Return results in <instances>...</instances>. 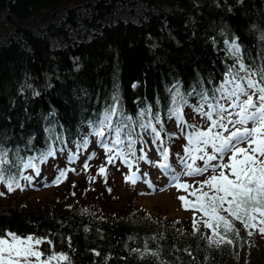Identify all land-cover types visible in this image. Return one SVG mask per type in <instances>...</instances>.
<instances>
[{
	"label": "trees",
	"instance_id": "trees-1",
	"mask_svg": "<svg viewBox=\"0 0 264 264\" xmlns=\"http://www.w3.org/2000/svg\"><path fill=\"white\" fill-rule=\"evenodd\" d=\"M233 39L247 68L264 67V0H0V148L14 162L7 176L19 182L30 158L37 166L48 152L86 149L113 104L130 118L133 139H145L140 125L151 122L173 152V96L179 90L183 119L202 129L207 119L194 108L204 92L215 103L235 68L225 46ZM92 209L12 200L0 204V229L41 239L42 259L68 257L59 264H264L258 222L245 229L221 212L239 235L218 247L207 239H218L205 226L210 217L191 229L131 208L118 216Z\"/></svg>",
	"mask_w": 264,
	"mask_h": 264
},
{
	"label": "snow or ice",
	"instance_id": "snow-or-ice-1",
	"mask_svg": "<svg viewBox=\"0 0 264 264\" xmlns=\"http://www.w3.org/2000/svg\"><path fill=\"white\" fill-rule=\"evenodd\" d=\"M229 48L231 54L237 57L238 70L229 68L225 73L223 82L219 88L215 89L219 96L214 94L212 97L215 103L210 102L207 93L204 92L201 94L200 107L194 108L210 122L208 127L201 129L186 124L179 105L186 104L187 101L181 96L179 90L173 96V107L169 110V116L175 118L178 126L182 129L184 127L192 129L186 134L185 155L179 158L180 164L187 169L185 175L193 176L208 171L209 168L213 172L219 169V175H211L207 180L201 182V189L207 185L212 190L211 194L201 190V194L196 197V201L192 205L213 221V223L205 221V226L212 229L213 235L218 236V239L213 240L212 237L207 239L218 247L222 243H233L231 239L227 238L230 232L239 235L233 224L226 216L221 215V212H226L234 220L240 221L245 229L256 228L257 222L259 225H264V67L257 71L250 70L239 58V45L233 41ZM250 91L252 94H249ZM113 99L115 100L117 97L114 96ZM205 104H207V111L204 108ZM140 115L141 117L144 115L143 111ZM113 117H118V119L113 121ZM128 119L130 118L122 117L118 107L113 104L105 109L99 123L93 125V134L100 137L99 143L108 153L107 160L110 163L118 156L131 168L128 155H136L134 145L137 141L133 139L134 129H129L127 126ZM155 119L159 124V116H156ZM140 128L150 129L153 143L160 141V145L163 144L160 139L162 127L158 131L149 122L141 124ZM125 144L128 153L121 150ZM241 144H246L247 147H241ZM84 145H87L86 140ZM160 145L157 146V150L162 159L156 162V166L168 174L173 171L169 163V149ZM140 151L143 152V148ZM229 153L231 155H228ZM47 155L51 156L53 153L48 152ZM7 156L8 152L0 148V183H6L8 191H13V184L17 188L20 187V184L14 176H7L8 166L14 163L9 161ZM225 156L229 163H211L217 160L223 161ZM146 158L145 155L139 157L140 160ZM189 159L192 163L188 162ZM197 160L203 161V167L194 166ZM23 166L24 168H34L39 174V169L31 162V158L24 162ZM224 169H230V173L226 175ZM99 171L104 173L105 168L101 167ZM64 175L65 173L61 171L60 176ZM22 179L31 181L32 177L22 176ZM125 179H131L135 183V173L132 177L126 176ZM54 182L58 183L59 177ZM178 187L187 188L188 185L178 184ZM178 199L184 201L187 207L188 202L184 196H180ZM221 225L223 226V235L217 231ZM193 228H196L195 219ZM258 231L264 234V226L259 227ZM248 234L251 236L252 232L250 231ZM6 237H10V240ZM42 242L41 239L32 235L22 237L11 231L5 234L4 230L0 229V264H32L31 257H35L39 264H47V261L40 260L43 253L34 250L33 247L34 244L39 245ZM47 243L51 244L52 242L49 240ZM152 255H156V253H152ZM56 258V256H49L48 260ZM58 259L67 261L68 257L61 253Z\"/></svg>",
	"mask_w": 264,
	"mask_h": 264
},
{
	"label": "rangeland",
	"instance_id": "rangeland-1",
	"mask_svg": "<svg viewBox=\"0 0 264 264\" xmlns=\"http://www.w3.org/2000/svg\"><path fill=\"white\" fill-rule=\"evenodd\" d=\"M233 41L238 44L235 39L225 42L229 51V45ZM235 58L237 60V57ZM239 58L241 59V49ZM235 68H239L237 62ZM249 94H252L251 91ZM209 123L208 120L203 121L202 129H206ZM173 130L177 131L180 136L173 152L165 144L160 145V141L153 143L150 129L145 130L146 140L142 137L135 138L137 141L134 145L136 155L133 157L128 155L131 168L118 156L110 163L107 160L108 153L99 143L100 137L98 136L94 137L86 149L78 152H55L37 166L31 160L39 169V174L34 168L23 167L22 176H30L32 179L29 181L21 178L20 187H13V191H8L7 185L0 183V204L15 200L39 208L51 205L60 211L85 210L86 207L91 206L92 210L99 212L100 215L115 216L123 214L126 208H131L146 213L160 224L174 221L194 229V219L197 227L202 217H208L198 208L192 206L196 197L200 195L201 182L207 180L211 175H219V169L213 172L209 168L208 171L193 176L185 175L187 169L180 164L179 158L185 155L186 134L192 129L188 127L182 129L175 121ZM158 145L169 149V163L173 171L168 174L156 166V162L162 159L157 150ZM240 146L247 147L246 144ZM141 148H143V152L140 151ZM121 150L128 153L127 145L125 144ZM141 155H145L147 158L140 160ZM188 162L192 163L191 159ZM211 163L227 164L229 160L225 156L223 161L217 160ZM194 166L203 167V161L197 160ZM101 167L105 168L104 173H100ZM61 171L65 173L64 176H60ZM224 171L226 175L230 173V169H224ZM133 173L136 176L135 183L131 179H125L126 176L132 177ZM58 177L59 182H54ZM230 178L232 177L230 176ZM178 184H187L188 187H178ZM203 187L210 190L207 185ZM180 196L185 197L188 202L187 207L184 201L178 199ZM6 238L10 240V237ZM33 247L34 250L39 251L38 245L34 244ZM53 256L57 258L49 261L41 257L40 260L47 261V264H59L61 261L58 259L59 254ZM30 260L32 264H39L35 257H31Z\"/></svg>",
	"mask_w": 264,
	"mask_h": 264
},
{
	"label": "bare ground",
	"instance_id": "bare-ground-1",
	"mask_svg": "<svg viewBox=\"0 0 264 264\" xmlns=\"http://www.w3.org/2000/svg\"><path fill=\"white\" fill-rule=\"evenodd\" d=\"M236 41H237V40H236ZM220 83H221V82H220ZM220 83H219V84H220ZM216 88H217V87H216ZM175 121H176V120L174 119L173 124H174ZM146 136H147V135H145V140H146ZM53 153H55V152H53Z\"/></svg>",
	"mask_w": 264,
	"mask_h": 264
}]
</instances>
